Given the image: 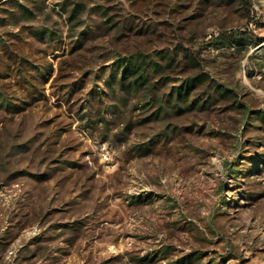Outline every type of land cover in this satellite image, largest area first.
<instances>
[{"label": "rangeland", "instance_id": "obj_1", "mask_svg": "<svg viewBox=\"0 0 264 264\" xmlns=\"http://www.w3.org/2000/svg\"><path fill=\"white\" fill-rule=\"evenodd\" d=\"M0 264H264V4L0 0Z\"/></svg>", "mask_w": 264, "mask_h": 264}, {"label": "built area", "instance_id": "obj_2", "mask_svg": "<svg viewBox=\"0 0 264 264\" xmlns=\"http://www.w3.org/2000/svg\"><path fill=\"white\" fill-rule=\"evenodd\" d=\"M262 4H264V0H260Z\"/></svg>", "mask_w": 264, "mask_h": 264}]
</instances>
